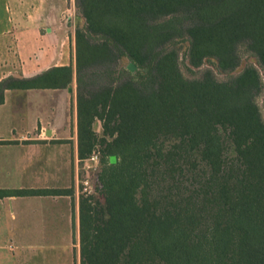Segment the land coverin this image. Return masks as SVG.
<instances>
[{"label":"trees","instance_id":"trees-1","mask_svg":"<svg viewBox=\"0 0 264 264\" xmlns=\"http://www.w3.org/2000/svg\"><path fill=\"white\" fill-rule=\"evenodd\" d=\"M76 1L85 20L76 68L9 77L0 103L6 90L69 89L76 79L81 161L95 151L93 124L102 121L103 203L80 200L81 264H264V0ZM181 37L194 67L214 59L231 72L247 53L259 68L224 82L210 70L187 79L167 49ZM121 58L136 71L116 87L97 85L93 69ZM162 135L183 142L165 152ZM154 153L172 177L157 201L147 169Z\"/></svg>","mask_w":264,"mask_h":264},{"label":"crops","instance_id":"crops-1","mask_svg":"<svg viewBox=\"0 0 264 264\" xmlns=\"http://www.w3.org/2000/svg\"><path fill=\"white\" fill-rule=\"evenodd\" d=\"M84 22L76 0H0V82L75 69L76 31ZM64 90L4 92L0 191L27 193L0 197V264H81L80 201L71 191L78 139L45 120L55 103L67 115L71 89Z\"/></svg>","mask_w":264,"mask_h":264},{"label":"rangeland","instance_id":"rangeland-1","mask_svg":"<svg viewBox=\"0 0 264 264\" xmlns=\"http://www.w3.org/2000/svg\"><path fill=\"white\" fill-rule=\"evenodd\" d=\"M167 49H172L178 53V62L181 72L184 77L190 80L199 79L202 77L206 70H210L214 73L215 77L219 81H228L229 79L240 74L246 67L255 66L258 67V63L254 57L247 53H242L241 62L239 67L231 72H224L218 66V63L214 59H207L200 67H194L189 61V49L190 44L187 37H181L176 39ZM127 70L136 71V68L126 58H121L116 65L108 67H96L93 69L94 80L97 85L116 87L126 77ZM70 93V99H68L67 115H60L59 105L55 103L47 108H57L55 113H51L47 109L46 122L48 125H52L57 128L69 129L72 138L77 136L78 139V111H77V82L74 79L72 83ZM68 92L69 89L64 90ZM63 92V91H62ZM46 96L53 93H45ZM57 94V93H54ZM48 98V97H47ZM63 103V102H62ZM257 103L260 107L261 114L264 120V76H263V89L261 94L257 97ZM63 106V105H62ZM63 113V112H62ZM49 114V115H48ZM66 117V118H65ZM93 128L97 134V147L93 154L85 159L78 161V176L76 183L72 184L71 191L77 193L78 201L81 198H91L93 203H103V196L101 192L100 176L103 169L108 163V158L105 157L106 144L102 142L103 137V123L100 120H96L93 124ZM107 140L108 137H105ZM183 140L176 138L172 135H162L158 138L157 146L163 150L169 151L174 146L182 143ZM112 162L115 161L113 157ZM149 175V196L152 201H157L166 192L168 187L172 183L171 174L168 171L166 164L154 156L147 166ZM104 220V217H100Z\"/></svg>","mask_w":264,"mask_h":264}]
</instances>
